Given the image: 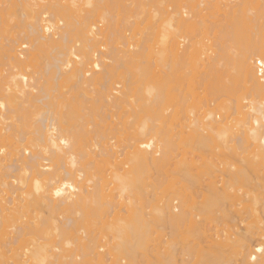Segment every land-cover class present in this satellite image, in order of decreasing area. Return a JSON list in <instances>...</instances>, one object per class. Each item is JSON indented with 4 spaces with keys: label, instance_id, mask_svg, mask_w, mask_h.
<instances>
[{
    "label": "bare ground",
    "instance_id": "6f19581e",
    "mask_svg": "<svg viewBox=\"0 0 264 264\" xmlns=\"http://www.w3.org/2000/svg\"><path fill=\"white\" fill-rule=\"evenodd\" d=\"M119 2L0 0V34L13 32L10 38L0 37V63L8 67L0 73V264H142L159 250L174 247L170 239L181 225H188L189 234L199 236L192 238L200 239V225L231 200L239 207L250 202L240 213L264 231V200L255 193L222 190L217 181L205 196L189 194L188 207L178 196H164L166 202L157 199L162 204L151 206L156 192L147 188L154 182H144L152 172L163 177L180 142L197 148L217 143L213 147L218 150L233 142L241 153L248 149L264 163V75L259 78L254 68L256 60L264 62V0H132L125 6ZM118 6L147 16L146 28L158 32L152 45L140 36L142 42L134 41L136 34L133 39L126 36L131 24L120 27L115 12L109 11ZM212 9L225 20L216 31L224 43L213 40L214 49L201 38L208 27L204 13ZM183 68L191 84L200 82L211 99L192 91L190 102L186 97H164L166 83H179L177 74ZM137 77L145 78L149 96L143 94L151 97L149 101H144L146 96L130 97ZM238 93L246 104L238 100ZM221 96L234 99L231 104L227 98L236 115L234 123L216 102ZM191 106H197V112ZM215 108L223 111L220 121ZM180 113L179 122L187 121L183 125L177 122ZM129 116L137 123L130 124ZM132 126L135 141L130 143L127 129ZM230 146L227 150L239 156ZM233 176L226 181L239 178ZM191 196H202L201 202ZM163 224L173 232L163 230L161 235ZM95 231L112 233L116 241L100 243ZM227 234L214 230L206 236L203 244L218 249L200 254L196 264H226L219 249L230 240ZM257 234L260 239L253 247L234 253L239 264H264V232ZM154 260L176 263L172 254Z\"/></svg>",
    "mask_w": 264,
    "mask_h": 264
},
{
    "label": "rangeland",
    "instance_id": "374dc122",
    "mask_svg": "<svg viewBox=\"0 0 264 264\" xmlns=\"http://www.w3.org/2000/svg\"><path fill=\"white\" fill-rule=\"evenodd\" d=\"M120 0H118V2H119ZM132 0H123L122 2H119V5L122 3L124 6L125 5H127V4H129L130 2H131ZM133 1H136V0H133ZM138 1V0H137ZM238 1V0H237ZM236 2V1H235ZM179 3V2H178ZM182 3V2H181ZM122 4H121V6H122ZM165 4H166V2H165ZM180 4V3H179ZM121 6H118L117 8L115 7L113 10L111 9V7H110V10L109 11H112L111 13H113V12H115L114 13V18H115V16L116 17H118V19H116V21L117 20H120L119 22H121V24H119V26L121 27H127L128 26V28H129V26H130V24H131V26H130V31L129 32H127V33H125L126 34V36L127 37H130L131 39H133L134 37H133V35L134 34H136L135 35V37H137V38H134V41L136 40L137 42H139L141 39L139 38V36L140 37H142V39H149L148 41L150 42V44L152 45L153 43H154V41H155V39L157 38V35H158V32H153V30H152V32H151V30H149L150 29V27H148L149 29H147L146 28V17H144L145 15L144 14H142L141 13V11H135L134 13H132V12H130L129 11V9L128 8H125V10L121 7ZM247 7V6H246ZM248 7H249V5H248ZM73 8H71V10H72ZM146 9H147V7H146ZM124 10V11H123ZM139 10H141V9H139ZM213 10V9H212ZM74 11V10H73ZM211 10H208V11H205V13L204 14H206L205 16H206V22L208 21L209 22V24H208V22L207 23H205V25H207L206 27V30L208 29L209 30V28H212V25L214 26L213 27V29L214 30H209L210 32H207L205 29V31L203 32L202 30V32H203V36L201 35V32H200V35L202 36L201 38H203L204 39V41H205V38H206V41L208 40V42H206L208 45H212L213 46V44H215V41L217 40L218 41V43L219 42H221V43H224V41L222 42V39L220 38L221 37V35L219 34L220 32H216V31H218V30H220L222 27H223V25L225 24V20H224V18H223V15H222V13L220 12V11H217V9H214L212 12H210ZM207 12H209L212 16H210L209 15V13H207ZM77 13V12H76ZM75 13V14H76ZM111 13H109V14H111ZM117 13V14H116ZM83 13H80V15H82ZM108 14V15H109ZM118 14H119V16H118ZM216 14V15H215ZM221 14V15H220ZM77 15V14H76ZM140 15H144V16H140ZM209 15V16H208ZM215 15V16H214ZM110 16V15H109ZM113 16H112V18H113ZM136 16V17H135ZM140 16V17H139ZM219 16V17H218ZM139 17V18H138ZM114 18H113V20H114ZM144 19H145V22H144ZM112 20V21H113ZM111 21V20H110ZM132 21V22H131ZM140 21H143V22H140ZM113 22H115V21H113ZM118 23V22H117ZM134 23H135V25H134ZM136 23H142V24H140L138 27L136 26ZM214 23V24H213ZM11 24V23H10ZM133 24V25H132ZM210 26V27H209ZM125 27V28H126ZM135 28H138L137 30L135 29ZM145 28L147 29V30H145ZM197 28H200V27H197ZM213 31V32H212ZM215 31V32H214ZM11 33H13V32H4V34H0V37H2V39H3V37H6V38H10V37H12V35H10ZM129 33V34H128ZM197 33H199V32H197ZM9 34V35H8ZM138 34V35H137ZM140 34V35H139ZM152 35V37H153V39H152V37L151 36H149V35ZM145 35V36H144ZM154 35V36H153ZM219 35V36H218ZM209 36V37H208ZM143 37H145V38H143ZM146 37H148V38H146ZM187 37V36H186ZM200 37V36H199ZM213 37H215L214 39H212ZM216 37H218V38H216ZM150 38H151V40H150ZM190 38V37H189ZM220 38V39H219ZM188 39V38H187ZM216 39V40H215ZM186 40V39H185ZM184 40V41H185ZM209 40H211V41H209ZM213 40H215V41H213ZM219 40H221V41H219ZM3 41V40H2ZM131 41H133V40H131ZM145 41V40H144ZM187 41V40H186ZM185 41V42H186ZM194 42L196 41V39L195 40H193ZM213 41V42H212ZM217 41H216V43H217ZM140 42H142V41H140ZM148 42V43H149ZM212 42V43H211ZM226 45H229L228 43L226 44ZM157 47V46H156ZM213 49H214V46H213ZM157 50V49H156ZM167 62H170L169 60L167 61ZM0 73H1V71H4V69L7 71V69H8V67H6V66H2L1 65V63H0ZM3 69V70H2ZM220 71H222V69H220V68H218ZM6 71L5 72H2L3 74L4 73H6ZM186 73H187V71H186V69H182L181 71H179L178 72V74L177 75H179L180 76V79H178L180 82L179 83H177V82H173V81H169V83H171V84H167L166 83V85H165V88H164V97H166L167 99H169V98H171V97H173V96H177V97H186V98H189V97H191L190 96V91H192V93H201V95H204V96H206L205 94H203V93H206L207 94V92H205V90H204V88H202V85H200L201 83L200 82H196V83H192L193 84V86H192V84H191V81H190V78H191V76H189V75H186ZM225 73V70H223V76L225 75L224 74ZM232 73V71L231 72H229V74H231ZM234 73V72H233ZM232 73V74H233ZM222 74V73H221ZM138 79V80H137ZM137 79H135V80H133V82H135L134 84H133V87H132V89H134V90H132V92L130 93V97L132 98V99H136L137 97H141L142 99H144L143 98V96L145 97H147V95H148V93H147V90H145L146 89V87H143V80L145 79V78H141V79H139L138 77H137ZM198 79V78H197ZM197 79L196 80H194V82L195 81H197ZM222 79H227V78H225V76H224V78H222ZM137 80V81H136ZM147 80H148V78H147ZM146 80V81H147ZM198 80H200V79H198ZM140 81V82H139ZM142 81V82H141ZM145 81V80H144ZM193 82V81H192ZM200 83V84H199ZM141 84V85H140ZM201 86V89H199L200 88V86ZM139 87V88H138ZM137 88V89H136ZM142 88H144L143 90H142V93H141V89ZM64 89V88H63ZM62 89V90H63ZM136 89V90H135ZM191 89V90H190ZM61 90V91H62ZM66 89H64V91H65ZM145 92V94H147V95H145V94H143L144 92ZM202 91V92H201ZM204 91V92H203ZM63 92V91H62ZM139 92V93H138ZM189 92V93H188ZM240 93H241V91H240ZM240 93H238L237 94V96H239L238 97V100L240 99V101L242 100L241 98H242V96H241V94ZM132 94V95H131ZM137 94H139V96L137 95ZM143 94V95H142ZM167 94V95H166ZM187 94V95H186ZM189 95V96H188ZM201 95H198V98H199V96L201 97ZM209 95V94H208ZM206 96L207 98L209 97L210 99H211V97L210 96ZM149 96V95H148ZM188 96V97H187ZM236 96V97H237ZM149 98V99H148ZM150 98L151 97H147V98H145V100L144 101H146V100H150ZM208 98V99H209ZM227 98H228V96H221L220 97V99L218 98V100L216 101L218 104L220 103V104H222L221 105V108L222 107H224L225 109H227V114H225V116H229L230 115V118H229V120L231 121V122H233L234 123V121H233V119L234 118H236V115H234V113H233V115H234V118H232L233 117V115H232V111L230 110V105L232 104V101L234 100V99H232L231 100V98H228V100H230V102H231V104H230V102L227 100ZM232 98H234V97H232ZM190 99V98H189ZM236 99V98H235ZM220 100V101H219ZM221 100H222V102H221ZM224 100V101H223ZM226 100V101H225ZM147 101V102H148ZM191 101V99L189 100V102ZM243 101V100H242ZM241 101V103L243 104H246V101H243L242 102ZM189 102H187V104H189ZM214 103L215 105H218L217 103ZM223 104H225V105H223ZM190 105V104H189ZM214 105V106H215ZM229 105V106H228ZM198 107H199V105H197ZM195 107V108H193L192 106V108L193 109H195L196 110V112H197V109H198V107ZM213 106V105H212ZM190 107V108H191ZM220 106L218 105L217 106V108H219ZM214 108V107H213ZM217 108H215V110L217 109ZM171 108H169L168 109V111L170 110ZM189 109V108H188ZM187 109V110H188ZM220 109V108H219ZM131 110V109H130ZM129 109H128V111H130ZM194 110V111H195ZM202 111V110H201ZM201 111H199V112H201ZM217 111L218 112H216L215 111V113H216V120H219L220 121V119H222V117H223V115H222V112L223 111H220L219 112V110L217 109ZM189 112V111H188ZM195 112V113H196ZM130 115H131V113H130ZM143 115V114H142ZM181 113H180V115L178 114L177 115V122L179 123V125H183V124H181V122L182 123H186L187 121L186 120H184V119H182L181 120V122H179L180 121V119H181ZM178 118H179V120H178ZM184 118V117H183ZM186 119V118H185ZM228 119H227V121H229ZM127 121H129L130 122V124L131 123H133L132 125H134V123H137V121H136V119H134L132 116H129V118H128V120ZM183 121H185V122H183ZM218 121V122H219ZM233 123H231V124H233ZM137 125V124H136ZM127 126H130V125H127ZM128 128V127H127ZM132 128H134L133 126L131 127V130L129 131L128 129H130V128H128L127 129V131L129 132V136H128V139L130 138V143H133L134 141H135V139L133 138V136H135L134 134H135V132L133 133V136H131V131L133 132V131H136V130H133ZM137 129V128H136ZM178 129V128H177ZM127 136V135H126ZM133 139V140H132ZM132 140V141H131ZM176 143V145H178V143H179V141L177 140V142H175ZM179 144H181V145H178V146H176L175 147V149L172 151V154H174V155H176L175 157H174V160L172 161L173 162V166L171 165V166H167L166 167V169H164L165 170V172L163 173L162 171V176L163 177H165L164 179H163V177L162 178H160L159 177V175H158V173H155L154 174V172H152V174L149 176V178H147V175H145V180L146 181H144V182H146L147 184L148 183H153L154 182V184H153V186L154 187H151V188H147V190L149 191V192H153V191H155L156 192V196H155V198H156V200H154V198H153V200H150V199H152V198H149L148 197V200H150L151 201V203H150V205L151 206H154L155 204H156V202L159 200V201H161V200H164V198L165 197H175V196H178L179 197V199H181V200H179L178 202H180V201H183L181 204L183 205L184 204V208L185 207H188L189 206V203L187 202L188 201V197H189V194L191 195H198V194H196V193H201V195H207V193H208V187H210L211 185H213L214 186V183L216 182L217 183V181L219 182V186H221L219 189H225V187H226V189H228V188H230L231 189V187H232V191H237V190H239V192H240V194H242V195H244L245 193L247 194H250L251 192H252V194L251 195H253L254 193V195H256L258 198H260V199H262L263 198V200H264V196H262L263 194H264V165L262 166V164H264V163H262L261 164V162H259V161H261L259 158L257 159V158H254V156H253V154L251 155V152L250 151H248V149H247V151H245V153H241V150L242 149H239V150H237V147H236V145L232 142V143H229V144H227V146L229 147L230 145V148L232 147V149H230V150H233V149H236L237 151H236V153L238 154L239 153V156H237L235 153L234 154H232L231 152H229L227 149V146H226V150L223 148V150H220L221 149V147H220V149L218 150V148L216 149V148H214V147H217V143L214 145H212L211 146V148H197L196 146H190V144L188 145V146H185V144L184 143H179ZM183 144V145H182ZM220 144V143H219ZM187 145V144H186ZM214 146V147H213ZM219 146V145H218ZM222 146V145H221ZM211 149H215L214 150V152H213V150H211ZM225 150V151H224ZM249 150H251V149H249ZM217 151V152H216ZM219 151V152H218ZM228 151V152H227ZM240 151V152H239ZM211 152V153H210ZM213 152V153H212ZM235 152V151H234ZM217 155V153H219L220 154V156L219 155H217V157H215L216 155ZM241 153V154H240ZM209 154H213V156H209ZM251 155V156H250ZM183 156V157H182ZM186 156V157H185ZM186 159H185V158ZM220 157V159L221 160H219V159H217V158H219ZM249 157H250V159H249ZM183 158L187 161H182L183 160ZM191 158V159H190ZM176 159H177V161H180V162H183V165H181V164H178V163H180V162H178L177 163V161H176ZM215 159H217V160H215ZM248 159V160H247ZM255 159H256V161H255ZM213 160V161H212ZM216 162H215V161ZM250 160H252L254 163L255 162H259L260 163V165L259 164H254L253 163V165L254 166H256V167H254V166H252V165H249V163H251L252 164V162L250 161ZM259 160V161H258ZM174 161H175V163H174ZM213 162V163H212ZM214 162H215V164H214ZM249 162V163H248ZM188 163V164H187ZM221 163V164H220ZM187 164V165H186ZM191 164V165H190ZM224 164H226V165H224ZM188 165H190V166H188ZM217 165H219V166H217ZM221 165H223V166H221ZM229 165V166H228ZM258 165V166H257ZM234 167V169L233 170H230L229 169V167ZM248 166V167H247ZM249 166H251L250 168H249ZM219 167V168H218ZM225 167H227L228 169H225ZM253 167V168H252ZM249 168V169H248ZM240 169H243V170H245L246 171V173L245 172H243V170L241 171ZM226 170V171H225ZM235 170H237V171H235ZM238 170H240V172L238 171ZM224 171V172H223ZM227 171H228V173H229V171H231L229 174L227 173ZM232 171H234V173L232 172ZM168 172V173H167ZM244 174H246V175H244ZM149 173H151V171L149 172ZM226 173H227V175L228 176H226ZM239 173V174H238ZM157 174V175H156ZM160 174V173H159ZM236 174V175H235ZM152 175H154V176H158L157 177V182L160 184H158L156 181H153V179L154 178H156V177H154V178H152ZM188 177V178H186V176ZM234 175V176H233ZM238 175V176H237ZM161 176V175H160ZM231 176H233L235 179H236V177H239V178H241V176L243 177V179L241 178V180L239 179V178H237V179H239L240 181V184H239V182H237V183H232V182H235L236 180L235 179H233V180H235V181H232V179L229 181V179L227 178V180L228 181H226V178L225 177H231ZM248 176V177H247ZM150 177L152 178V179H150ZM232 178V177H231ZM244 178H248V183H246L247 181H245L246 179H244ZM214 179V180H213ZM154 180H156V179H154ZM162 180V181H161ZM191 180V181H190ZM242 180L244 181V182H242ZM232 181V182H231ZM162 184H161V183ZM250 182V183H249ZM215 183V186L217 185ZM245 183V184H244ZM246 184H247V186H246ZM252 184V185H251ZM217 185V186H218ZM233 185V186H232ZM249 185L252 187V190H251V187H249ZM152 186V185H151ZM255 187V188H254ZM151 190V191H150ZM154 192V193H155ZM239 192H237V193H239ZM185 193V194H184ZM247 194V195H248ZM260 194V195H259ZM180 195H181V197H185L184 199L183 198H181L180 197ZM253 195V196H254ZM165 196V197H164ZM187 196V197H186ZM249 196V195H248ZM262 196V197H261ZM162 197H164V198H162ZM168 197V199H170ZM194 197L195 196H191V198L192 199H194ZM252 197V196H251ZM137 198H140L139 196L137 197ZM137 198H133L134 200H136ZM160 198V199H159ZM197 198V197H196ZM196 198L194 199V200H196ZM201 198H202V196H200V198H198L197 200H196V202L198 201L199 203L201 202ZM257 198V199H258ZM158 199V200H157ZM145 200V198L143 199V201ZM146 200H147V198H146ZM166 200V199H165ZM163 201V202H166V201ZM185 200H186V204H185ZM136 201H138V200H136ZM260 201V200H259ZM162 202V201H161ZM228 202V201H227ZM227 202H226V204L225 205H223V206H220L218 209H216V210H214L213 212H212V214H211V219H209V220H206L205 222L204 221H202V222H204V225H200V228H199V235H200V239L198 238L199 236H198V233H194V234H189V232H190V227L188 226V225H181V226H179V228L180 229H178V231L177 230H175L176 231V233L175 234H171V232H170V234H171V236H173L171 239H170V237L168 238V239H170L171 240V242H170V245L172 244L174 247H172V248H167V249H163V250H166V251H163L162 252V250H159V253H155V255L153 254V252H152V254H153V257H154V259H156V258H158V261H159V259L160 260H163L164 258H166L167 256H169V254H172L173 256H174V259H175V261H176V263L175 264H196V262H198V258H200V254H204V252L206 253L207 251L209 252V251H211V250H217L218 248H216L214 245H212V246H210V244L208 245V244H203L204 242V240H205V237L206 236H208L209 234H211V233H213L214 232V230H218V231H224V233H228L227 235H230V240L228 241V243L225 245V246H223V247H221L219 250H220V252L222 253V255H223V258H226V261H227V263L226 264H228V261H229V263L230 264H239V260L238 259H240V257L239 256H237L238 255V253L241 251V252H243L242 250H243V248H244V250L247 248V247H245V246H248V248H251V246L253 247L254 246V243L256 244L257 243V240H259L260 238L257 236V235H260V234H257V231L258 230H260L261 232H264L263 230H261V229H258L257 227H259V224L260 223H254L253 222V220L250 218H246L245 216H247V215H245V214H243V212L241 211V213H240V210L243 208L242 206L243 205H245V204H242L240 207L239 206H236V202H235V200H231V201H229V203H228V206H227ZM245 202V201H244ZM261 202V201H260ZM138 203H140V201L138 202ZM158 203V202H157ZM250 203V202H249ZM248 202H247V204H249ZM262 203V202H261ZM159 205L160 204H162V203H158ZM179 204V203H178ZM196 204V203H195ZM194 204V205H195ZM246 204V205H247ZM157 205V204H156ZM197 206H198V204H196ZM195 205V207H197ZM245 205V206H246ZM252 205V204H251ZM250 205V206H251ZM258 205H259V203H258ZM242 207V208H241ZM258 207V206H257ZM259 207H260V205H259ZM253 208V207H252ZM187 209V208H186ZM23 210V209H22ZM24 211H27V210H23V212ZM29 212V211H28ZM24 213H26V212H24ZM31 213V212H30ZM27 214V213H26ZM26 214H24V216L26 215ZM28 216L29 215H31V214H27ZM245 215V216H244ZM25 218H27V216H25ZM24 218V219H25ZM243 218H246V220L244 221L243 220ZM22 220H23V218H21ZM200 220V219H199ZM262 220L264 221V218H262ZM251 221V222H250ZM202 222H200V224L202 223ZM254 223V224H253ZM264 224V223H263ZM263 224H261L260 226H264ZM164 225V224H163ZM255 225V227H253V226ZM166 226V227H165ZM188 226V227H187ZM165 227V228H164ZM168 227V225H164L163 226V228H162V231H160L161 233V235L163 234L164 235V233L165 234H169V231H172L171 229L170 230H168L169 229V227ZM184 227H187L188 228V231H186V229L184 228ZM202 227V228H201ZM203 228H204V230H203ZM211 228H212V230H211ZM255 228V229H254ZM98 229V228H97ZM96 229V230H97ZM201 229V230H200ZM264 229V228H263ZM100 230H101V228H100ZM100 230H97V231H100ZM159 230H161V228L159 229ZM163 230H164V233H163ZM206 230H208L207 232H206ZM257 230V231H256ZM97 231H95V233L97 232ZM105 231H108V230H105ZM204 231V232H203ZM212 231V232H211ZM254 231V232H253ZM102 233H105L104 231H101ZM101 232H97L96 233V235H95V233H94V235L95 236H97L98 235V241L100 242H103V243H106V242H108V241H116V239H115V237L113 236V235H111L112 233H110V234H108V233H106L107 235L106 236H104V234H101ZM109 232V231H108ZM159 232V231H158ZM173 232V231H172ZM186 232H187V234H186ZM206 232V233H205ZM209 232V233H208ZM211 232V233H210ZM259 233V232H258ZM160 234H157V236L158 235H160ZM188 234L190 235V236H188ZM203 234V235H202ZM103 235V237L104 238H106V239H104L103 237H101V236ZM192 235H193V237H196V236H198L197 238H198V240L197 239H195V238H192ZM205 235V236H204ZM108 236H109V238H108ZM110 236H111V238H110ZM202 236V237H201ZM101 237V238H100ZM112 237H114V238H112ZM156 237V235H154V238ZM258 237V238H257ZM96 238V239H97ZM251 239V242L249 241L250 239ZM167 239V240H168ZM254 239H256V240H254ZM262 240V239H261ZM105 241V242H104ZM249 241V242H248ZM100 242V243H101ZM102 243V244H103ZM157 243H158V241H157ZM201 243V244H200ZM251 244V245H250ZM108 246V245H107ZM242 246V247H241ZM244 246V247H243ZM158 247V246H157ZM159 249V248H158ZM104 251V250H103ZM102 251V252H103ZM157 251V250H156ZM155 251V252H156ZM239 251V252H238ZM207 252V253H208ZM238 252V253H237ZM234 253H236L235 254V256H237V257H235L234 256ZM152 254L150 255V256H152ZM9 255V254H8ZM158 255V256H157ZM149 256V257H150ZM155 256H156V258H155ZM153 257H150L148 260L150 261H148L147 259H145V261L144 262H142V264H154L156 261L153 259ZM236 258V259H235Z\"/></svg>",
    "mask_w": 264,
    "mask_h": 264
},
{
    "label": "built area",
    "instance_id": "2783aa9c",
    "mask_svg": "<svg viewBox=\"0 0 264 264\" xmlns=\"http://www.w3.org/2000/svg\"><path fill=\"white\" fill-rule=\"evenodd\" d=\"M255 71L259 78H262L264 75V62L262 60H256L254 64Z\"/></svg>",
    "mask_w": 264,
    "mask_h": 264
}]
</instances>
